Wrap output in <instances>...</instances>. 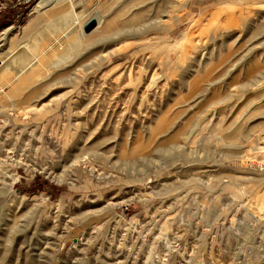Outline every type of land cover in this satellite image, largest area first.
I'll use <instances>...</instances> for the list:
<instances>
[{
  "label": "rangeland",
  "instance_id": "rangeland-1",
  "mask_svg": "<svg viewBox=\"0 0 264 264\" xmlns=\"http://www.w3.org/2000/svg\"><path fill=\"white\" fill-rule=\"evenodd\" d=\"M66 4L0 25V264H264V0Z\"/></svg>",
  "mask_w": 264,
  "mask_h": 264
},
{
  "label": "built area",
  "instance_id": "built-area-1",
  "mask_svg": "<svg viewBox=\"0 0 264 264\" xmlns=\"http://www.w3.org/2000/svg\"><path fill=\"white\" fill-rule=\"evenodd\" d=\"M40 0H0V19L5 16H10V21H18L22 17V13L19 12V9L24 10L27 17L30 16V13L33 7Z\"/></svg>",
  "mask_w": 264,
  "mask_h": 264
},
{
  "label": "crops",
  "instance_id": "crops-1",
  "mask_svg": "<svg viewBox=\"0 0 264 264\" xmlns=\"http://www.w3.org/2000/svg\"><path fill=\"white\" fill-rule=\"evenodd\" d=\"M62 2H60V4H59V9L58 10H60L59 12H57V13H54L52 16H48L47 17V19H45V16L44 15H41V14H35L36 15V17H35V19H33L32 21H31V25H30V27H29V29H27V31H26V34L24 35L25 36V38L26 37H29L30 36V32L32 31V30H35L36 29V27H37V25H38V22L40 21V19L41 18H44V20L45 21H51V20H53V19H55L57 16H59V15H62L64 12H66V8L67 9H70L69 8V5H67L66 4V0H61ZM34 16V15H33ZM70 36H73L72 35V32L69 34V36L67 37L68 39L70 38ZM66 38V37H65ZM67 40V39H66ZM68 42V48H64L62 51H63V53L61 54H58L57 56H54V57H57V59H55V60H58L60 57H64L62 60H60L59 61V63H65L66 62V55H67V51L68 50H70L71 49V47H72V45H73V42H72V40L71 41H67ZM72 42V43H71ZM53 57V58H54ZM58 63V64H59ZM17 73H16V77H20L21 75H22V73L20 74V73H18V71H16Z\"/></svg>",
  "mask_w": 264,
  "mask_h": 264
},
{
  "label": "bare ground",
  "instance_id": "bare-ground-1",
  "mask_svg": "<svg viewBox=\"0 0 264 264\" xmlns=\"http://www.w3.org/2000/svg\"><path fill=\"white\" fill-rule=\"evenodd\" d=\"M54 1H55V0H40V1H39V2L33 7L32 11H31V13H30L29 18H31L33 15H35V13H41V12L43 11V9L45 10V8L49 7ZM96 28H97V27H96ZM96 28H95V29H96ZM95 29H94V30H95ZM11 31H13L11 27L4 29L3 31H1V33H0V37H1V36H4V38L6 39V37L8 36V34H9ZM25 33H26V31H25ZM84 33H85V31H84ZM85 34H86V33H85ZM7 80H8V81L5 82V81H3V79H2V80H0V83H4V84H6L7 87L9 88V86H10V84H11V81H10L9 79H7ZM4 84H3V85H4ZM1 86H2V85H1ZM4 87H5V86H4ZM5 89H6V88H5ZM9 93H10V92L7 90V92H5V94H4V98H5L7 101H11V103H14V102H13V98H12V96L9 95Z\"/></svg>",
  "mask_w": 264,
  "mask_h": 264
},
{
  "label": "trees",
  "instance_id": "trees-1",
  "mask_svg": "<svg viewBox=\"0 0 264 264\" xmlns=\"http://www.w3.org/2000/svg\"><path fill=\"white\" fill-rule=\"evenodd\" d=\"M19 12L22 13V17H21L20 20L15 21V25H20V24H22L23 22H25L26 19H27V15L25 14L24 10L19 9ZM10 18H11L10 16H5L4 18H1V19H0V25H1V24H7V23H9ZM46 186H49V185L46 184ZM49 187L55 189V187H53L52 185L49 186ZM38 191H43V190L37 188V187H36V183H32V185L29 187V189L24 190V192H26V193H33V192H38Z\"/></svg>",
  "mask_w": 264,
  "mask_h": 264
},
{
  "label": "water",
  "instance_id": "water-1",
  "mask_svg": "<svg viewBox=\"0 0 264 264\" xmlns=\"http://www.w3.org/2000/svg\"><path fill=\"white\" fill-rule=\"evenodd\" d=\"M98 26V21L95 18L89 19L85 26H84V31L85 33H90L92 32L96 27Z\"/></svg>",
  "mask_w": 264,
  "mask_h": 264
}]
</instances>
